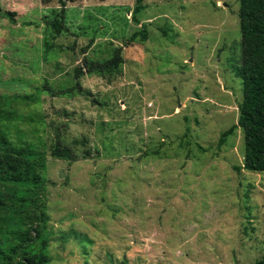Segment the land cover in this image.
<instances>
[{
    "label": "rangeland",
    "instance_id": "obj_1",
    "mask_svg": "<svg viewBox=\"0 0 264 264\" xmlns=\"http://www.w3.org/2000/svg\"><path fill=\"white\" fill-rule=\"evenodd\" d=\"M59 1L0 0V150L45 160L39 195L0 182V249L35 228L51 264L263 259L264 173L243 169L237 126L240 0H144L137 21L136 0H76L57 35ZM117 48L118 70L89 74ZM57 138L80 160L53 157Z\"/></svg>",
    "mask_w": 264,
    "mask_h": 264
},
{
    "label": "trees",
    "instance_id": "obj_2",
    "mask_svg": "<svg viewBox=\"0 0 264 264\" xmlns=\"http://www.w3.org/2000/svg\"><path fill=\"white\" fill-rule=\"evenodd\" d=\"M76 0H60L62 6L60 19L49 21L48 26L53 29L55 34L60 35L65 30V17L67 3ZM240 27L242 34V65L239 68V75L243 80L244 96L240 105V116L238 127L244 131L245 140V158L243 169L249 172L264 173V0H240ZM146 9L144 0H136V7L132 16L137 21V15ZM5 17L10 18L12 24L15 19L11 18L14 13L5 12ZM140 38L142 42L148 40L147 31L143 30L132 35L127 42L131 47L132 43ZM122 48L114 50L113 57L106 62L98 65L88 66L89 74L110 75L118 70L122 64ZM77 79L80 78L82 70L76 71ZM233 133L230 129L224 133L220 139L219 145L226 142L228 136ZM52 156L57 159H65L73 162L80 160L75 152L62 145L60 138L52 148ZM89 153L84 155V159H89ZM34 158V160H33ZM43 153L36 154L33 150L7 149L0 150V182L7 184L29 183L31 190L29 193L39 195L44 190L42 181V172L44 167ZM240 171V168H236ZM31 231L36 232L35 238H38L37 229L31 228L23 234L21 242L4 251L0 249V264L5 260L15 262L10 264H51L48 255L47 242L43 247L34 251L33 240L30 238ZM254 264H264V258Z\"/></svg>",
    "mask_w": 264,
    "mask_h": 264
}]
</instances>
